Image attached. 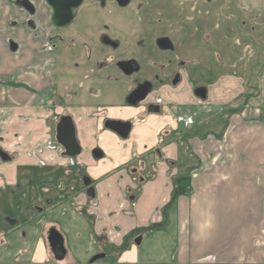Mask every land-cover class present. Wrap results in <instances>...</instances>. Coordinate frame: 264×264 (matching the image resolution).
I'll return each mask as SVG.
<instances>
[{"label":"rangeland","instance_id":"1","mask_svg":"<svg viewBox=\"0 0 264 264\" xmlns=\"http://www.w3.org/2000/svg\"><path fill=\"white\" fill-rule=\"evenodd\" d=\"M6 1L12 8L11 1ZM252 1L136 0L133 9L115 20L119 21L114 27L121 37L122 48L114 55L116 58L129 56L138 59L143 66L144 79L156 81V76L166 79L175 69V60L182 59L187 63L181 71L190 78L179 88L158 94L166 103L185 95L186 92L190 93L193 87L204 86L212 92L210 102L197 104L194 100L191 105L195 107H192L190 113L183 110L187 113L182 117L165 110L152 121L145 117L143 121L135 122L136 125H148L157 130L156 143L159 145L158 142H161L159 149L165 153L172 150L173 141H180L176 167L169 165L172 157L164 163L171 181L163 175L165 167L159 169L158 166L156 171L152 167V164L159 163L157 159L155 163L146 160L152 159L154 153L144 155L135 159L124 170L120 166L111 173L94 179L99 197L97 206H94L96 196L90 197L81 182L82 176L87 175V171L90 173L89 170L80 166L82 169L79 172L71 161L61 156L57 160H50L52 154H49L47 159L42 153V145H26L30 142L25 137V121L28 119L26 116L18 118V123H12L10 113L0 115V149L14 157L12 162H4L0 158V264H90L94 256L102 253L105 258L93 264H120L119 257L130 253L131 248L134 250L132 253H138L140 259L148 258L145 260L148 263L167 264L163 261L176 260L175 223L170 218L169 224L166 217L171 214L170 205L174 203V196L171 197L172 185L182 186L186 192L187 183L183 179L191 175H185L184 172V169H188L187 166H191L190 161L181 162L185 160L186 154L193 155L188 142L192 137L203 139L209 133L217 135L224 128L228 117L244 108L247 118L260 116L256 110L260 103L255 99L261 96L260 81H264V11L250 10L248 7L256 0ZM134 10L139 13L137 20L134 19L133 22L126 19L127 24H121L123 17H130ZM9 27L12 29V38L21 40L20 32L11 25ZM159 37L169 42L174 52H168V48L164 47L157 48L154 42ZM135 42L142 44L135 45ZM40 54L29 51L28 55L36 58L37 62L33 61V67L26 72L15 73L12 79H19L20 82L26 79L29 84L38 88L41 83L51 85L50 79L54 81L53 77L57 73L56 77L63 89L68 91L71 88L74 93L76 78L83 77L85 72H76L74 67L69 66L44 69L40 66L44 56ZM17 59H22L19 53ZM158 64L160 65L157 66ZM107 74L104 71L97 72L96 77L104 80ZM111 75L122 78L116 71ZM67 80L72 81L71 86L63 83ZM84 85L86 90L89 82ZM224 85L228 87L227 93L223 92ZM113 94L115 95V89L109 91V97L99 98L101 95H97L98 100L94 101H108ZM69 102L75 104L77 100L75 98ZM185 103L187 102L182 101V104ZM37 109L35 114L41 116L34 119L41 120L44 115ZM180 119L184 129L179 128ZM39 120L35 122L38 123ZM190 122L196 123L186 130L185 125ZM27 133L32 140L35 132ZM54 135L55 131L51 130L55 141ZM141 138L138 143L142 141ZM33 160L39 164L34 168L39 170L35 173L40 175L34 187L40 188L43 185L42 187L50 191L45 196L35 194L32 198V187L28 189V182L36 178V174L30 172L28 167L32 168L29 164ZM112 161L113 156H107L105 164ZM196 164L195 162L194 167ZM16 167L18 188L16 195H13L16 187L7 185L6 182L13 179L11 175H14ZM134 169H137L135 174ZM42 173L47 175L43 178ZM147 173L148 176L145 175ZM48 174L52 175L50 179H46ZM119 176L128 181L123 186V194H126L129 186L134 196H137L135 204L130 200L133 197L127 200L122 195L121 186L116 182ZM144 176L150 179L146 183L141 182L144 179L140 180ZM111 183L113 186H110ZM170 197L169 207H166L168 210L163 212L161 207L165 199ZM47 199L52 202L47 203ZM166 224V233L157 232ZM51 228H56L64 237L67 254L62 261L55 259L50 249L48 234ZM138 237L145 239L140 246L135 244ZM145 261L141 263L148 264Z\"/></svg>","mask_w":264,"mask_h":264},{"label":"crops","instance_id":"2","mask_svg":"<svg viewBox=\"0 0 264 264\" xmlns=\"http://www.w3.org/2000/svg\"><path fill=\"white\" fill-rule=\"evenodd\" d=\"M250 1L252 0L247 3ZM248 8L254 11H264V0H256ZM12 11L6 0H0V67L2 68L0 70V115L10 113L11 117L9 118L12 123H18V118L26 116L28 119L25 121V130L35 132L32 140L29 133H25L26 139L30 140L26 145L31 147L42 145L44 157L48 159V155L52 154L49 159L57 160L61 156L59 153H61L62 148L56 146L55 143L52 144L51 128L45 124L52 112H47L41 107L44 92L52 84L43 85L41 83L38 86L41 89H38L29 84L26 79L21 82L19 79H15V81L12 79L15 73L26 72L27 69L33 67V57L28 55L29 51L41 53L36 50L37 48L32 43V37L25 30H18L21 40L12 38V29L9 26L12 20L16 18ZM12 40L18 43L16 51L10 46ZM18 53L23 61H18ZM260 83L262 84L260 87L261 96L255 99L260 103L256 109L260 116L254 115L252 116L253 119H249L244 108L240 112L230 115L224 128L217 135L209 133L203 139L192 137L188 142L193 155L188 156L186 154L185 160L181 162L190 161L191 166H187L188 169H184V172L185 175L186 173L191 175L186 179V192L181 195H176L177 187L171 184V197L174 196V203L170 205L171 214L166 217L167 222L172 218L175 223L176 244L174 253L176 260L167 259L163 262H167V264H264V88H262L264 81L261 80ZM225 86L224 91H222L227 93L228 87ZM30 89L36 90L38 94L35 95ZM211 97L212 92L209 91L206 102H210ZM37 108L44 115L41 120L34 119L39 118L40 115L35 114V110L38 111ZM165 110L171 114L174 112L179 117L191 112L188 110L178 113L175 110H170V108H165ZM71 111L79 124L77 139L82 149V153L75 159L81 167L83 166L90 172L87 171V175L94 182V197L96 196L94 206H97L99 197L95 189L94 179L111 173L113 169L120 166L121 170L126 169L135 159L144 155L148 156L151 150L159 149L161 142H158L160 144L157 145L155 140L157 130L153 129L152 126L135 124L128 138L123 140L111 130L97 126L95 118L92 117L93 110L91 108L83 110L73 108ZM137 114L138 111L132 110L129 117H134ZM155 117L157 115L150 114L147 119L152 121ZM259 117L262 119H258ZM35 120H39V122L36 123ZM193 123L196 122L186 124V130L188 129L187 126L194 125ZM182 124V122L179 124L180 129L183 128ZM175 130L177 129L175 128ZM185 131L184 133H186ZM139 138L142 139L140 143H138ZM178 142H172L173 146L170 152L162 151L164 157L154 156L152 157L154 160L146 159L153 163L157 159L159 163L157 165L152 164V167L155 168V171L158 166L159 169L162 166L165 167L163 175L169 181H171V176L168 174L167 166L164 163H167L168 158L172 157L169 165L173 168L176 167L175 164L179 161L177 158ZM94 150H100L104 157L96 160L92 156ZM107 156H113V161L109 164H105ZM46 158L43 159L47 160ZM68 160L73 161L74 159ZM12 161H14V157L6 162ZM195 162L197 163L196 167H194ZM100 164L102 167H99ZM29 165L32 168L28 167V169L36 174V178L28 182V189L32 187L31 195H35L39 188L34 187V183L40 178V175L37 174L39 170H35L34 167L39 166V164L33 160ZM17 167L14 175H11L14 182L13 179H9L6 182L7 185L16 186ZM35 171L38 172L35 173ZM148 173L145 175L148 176ZM46 175H42L43 178ZM146 176L140 177V180L144 179L141 182L146 183L150 180ZM50 177L52 175L47 176L46 179H50ZM118 178L119 180L116 182L120 184L122 195H124L123 186L125 183L127 185L128 181L123 179V176ZM110 186H113V183ZM132 191L127 186L124 197L127 200L133 197L130 200L135 204L138 198L134 196ZM171 197L165 199V203L161 207L163 212L168 210L166 207L169 205ZM167 226L166 224L157 232L166 233ZM144 240L141 237V244ZM132 251H134L133 248H131L130 253L119 257L120 264H142L141 262L148 259H140L137 256L138 253H132ZM144 263L148 262L145 261Z\"/></svg>","mask_w":264,"mask_h":264},{"label":"flooded vegetation","instance_id":"3","mask_svg":"<svg viewBox=\"0 0 264 264\" xmlns=\"http://www.w3.org/2000/svg\"><path fill=\"white\" fill-rule=\"evenodd\" d=\"M10 1L12 3V14L16 17L10 25L14 30H25L32 37V43L37 48L36 50L41 52L40 55L44 56L42 63H40L42 68L46 69L47 67V69L51 70L53 66H69L74 67L76 72H85L83 77L76 78L77 83L74 93L71 91V88L68 91L63 89V86L59 83V79L56 77L57 73L53 77L54 81L50 79L52 82L51 87H47L44 92L43 105L41 107L47 110V112H52L51 117L47 118L45 124L55 131V141H53L56 146L62 148L56 141V128L61 122L62 117L70 116L72 118L77 134L79 124L72 115L71 110L73 108L77 110L91 108L93 110L92 117L95 118L96 125L102 129H107L106 126L110 125V122H129L133 128L137 120L141 122L150 114L161 116L167 106L170 109L181 112L183 110H192V107H195V105H191L194 100H196V103L198 102L197 104L207 101L209 90L204 86L193 87L190 93L186 92L185 95L175 98L169 103H166L158 96L161 92H170L171 89L179 88L186 79L190 78L184 76L181 71V69L187 66V63L182 59L173 62L175 69H173L169 77L159 79L156 76V81H150L144 79L143 66L138 59L129 56L122 58L115 57V52H118L122 48V43H120L121 37L116 27H114L119 21L115 20L121 14H126L125 12L129 9H133L136 0ZM131 14L130 17H123L124 21H120V23L127 24L128 21L126 19H130L133 22L135 19L136 21L139 14L138 11L134 10ZM123 35L127 34L123 33ZM141 44L142 42H135V45ZM154 44L157 48L164 47L168 48V52H174L171 44L166 40H162L161 37L156 38ZM10 46L11 48L14 46V51H16L18 43L12 40ZM33 61L37 62L36 58H33ZM103 71L108 74L104 80H100L98 76L96 77V73ZM114 71L118 72L122 78L111 75ZM69 80L63 83L71 86L72 81L69 82ZM85 82H89L86 90H84L86 88ZM145 86L146 88H150V91L144 99H131V96L137 90ZM113 89H115V95L113 94L111 99L95 103L94 100L98 98L97 95H101L99 98L106 97L109 91ZM201 89H206V99L199 97L204 92ZM30 90L35 95L38 94L36 90ZM75 98L77 103L73 104L69 102ZM133 101L136 103L133 104ZM182 101H186L187 103L182 104ZM132 110L141 111H138L136 116L129 117ZM179 122L181 123L182 120L180 119ZM189 127L191 126L188 125L187 128ZM95 151L97 150L92 152L94 158ZM63 153L64 149L62 148L60 155L62 158H67L63 156ZM151 153H154L155 157L158 158L164 157L160 149L151 150L149 154ZM9 156L11 160L13 157ZM71 162L80 172L82 168L76 159L74 158ZM136 170L134 169V174L137 173L135 172ZM44 174L47 173H42V175ZM81 182L88 194L89 188L94 186V182L85 174L82 176ZM15 187L13 195L17 193L18 183ZM49 191L48 188H39L37 196H45ZM46 202L51 203L52 201L47 199ZM37 209L41 210V208Z\"/></svg>","mask_w":264,"mask_h":264},{"label":"water","instance_id":"4","mask_svg":"<svg viewBox=\"0 0 264 264\" xmlns=\"http://www.w3.org/2000/svg\"><path fill=\"white\" fill-rule=\"evenodd\" d=\"M12 49L14 50L15 47L12 46ZM147 86V85H146ZM142 87L140 90H137L132 96L131 99H138L142 100L147 95V93L150 91V88ZM150 87V86H149ZM203 94L199 96L201 99H206L207 97V91L206 89H201ZM131 101V100H130ZM133 104L136 102H132ZM110 125H107V129L114 132L119 138L126 140L131 132L132 125L131 123H121V122H110ZM56 141L57 143L62 146L64 149L63 156L74 159L81 153V146L79 144V141L77 139L76 129L75 125L73 123V120L70 116H64L61 119V122L56 128ZM94 156L96 160H99L103 157V153L100 150H97L94 152ZM0 157L1 159L6 162L10 160V156L4 152L3 150H0ZM88 195L90 197H94L95 192L94 188L90 187ZM48 243L50 246V249L58 261L64 260L67 254V250L65 248L64 244V237L61 235V233L56 229L52 228L48 235ZM135 244L139 246L141 244V237H138L135 240ZM105 258V254H98L94 256L90 260V264L95 263L98 260H102Z\"/></svg>","mask_w":264,"mask_h":264},{"label":"trees","instance_id":"5","mask_svg":"<svg viewBox=\"0 0 264 264\" xmlns=\"http://www.w3.org/2000/svg\"><path fill=\"white\" fill-rule=\"evenodd\" d=\"M183 180H185L186 181V179L184 178ZM183 193H185V188H182V186L180 187H177V190H176V195H181V194H183Z\"/></svg>","mask_w":264,"mask_h":264}]
</instances>
